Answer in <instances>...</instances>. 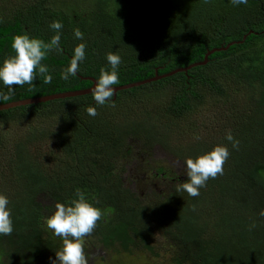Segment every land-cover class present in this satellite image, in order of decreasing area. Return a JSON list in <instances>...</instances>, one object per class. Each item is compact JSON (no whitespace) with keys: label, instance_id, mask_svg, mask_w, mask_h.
I'll return each instance as SVG.
<instances>
[{"label":"trees","instance_id":"1","mask_svg":"<svg viewBox=\"0 0 264 264\" xmlns=\"http://www.w3.org/2000/svg\"><path fill=\"white\" fill-rule=\"evenodd\" d=\"M17 2L0 0V62L15 54L11 45L17 35L50 41L55 35L50 24L56 20L64 25L63 53L50 51L42 61L51 83L37 72L32 85L14 86V95L0 105L91 89L89 78L97 82L101 69L111 70L109 52L121 56L119 83L113 87L206 61L120 90L104 105L90 93L0 111V193L10 201L14 227L11 235H0V264L3 258L7 264H50L63 241L46 227V217L57 202L76 199L77 190L102 210L84 239L89 264L96 247L152 254L157 236L178 249L174 264H264V0L239 6L231 0H32L20 7ZM77 28L83 41L74 37ZM79 43L86 44V58L66 81L61 73ZM0 90L7 91L2 85ZM242 93L254 108L226 106L235 109L226 117L229 122L221 115L214 120L225 123L223 131L195 120L210 95L229 105ZM155 97L158 104L142 119L123 115L112 121L116 109L133 111ZM90 106L96 107L95 117L88 114ZM183 123L192 128L191 137L181 136L187 131L179 127ZM121 124L127 127L121 130ZM16 125L28 129L9 138L2 128ZM130 126L135 131L125 133ZM228 132L238 147L225 139ZM129 137L184 161L217 145L227 146L230 156L223 174L210 178L196 197L181 190L185 171L171 193L144 198L123 183L124 170L116 169L129 157ZM46 141L47 154L40 152ZM152 170L162 182L175 180L164 167Z\"/></svg>","mask_w":264,"mask_h":264},{"label":"clouds","instance_id":"2","mask_svg":"<svg viewBox=\"0 0 264 264\" xmlns=\"http://www.w3.org/2000/svg\"><path fill=\"white\" fill-rule=\"evenodd\" d=\"M247 2L248 0H231L234 6L245 5ZM63 27L61 21H53L50 28L54 30L55 35L48 42L31 37L27 33L13 37L11 47L15 54L9 55L0 62V85L7 89L6 92L0 90V101L11 99L15 93L14 86L32 85L37 72L44 75L45 83H51L52 76L49 68L42 61L50 51H55L57 54L63 53L61 47ZM73 34L76 39L83 41L84 34L78 28ZM85 58L86 44L79 43L74 47L70 64L61 73V78L67 81L70 77H75ZM106 59L111 70L101 69L99 79L92 89L93 99L97 105L111 102L116 92L113 85L119 83L118 69L121 56L116 52H109ZM87 111L92 117L97 115L95 106H90ZM225 139L231 142L234 148L238 147L239 141L231 132L226 134ZM229 156L227 146L217 145L210 152L195 159H186L184 163L187 179L181 183V190L192 197L198 196L200 188L205 186L210 178L223 174L224 164ZM76 197L67 204L57 202L54 212L46 217V227L63 241L62 248L55 252V258H50V264H88L84 239L96 228L97 222L102 218V210L91 204L83 191L77 190ZM9 203L8 197L0 193V235L3 236L11 235L14 231ZM251 227L254 228L256 225L252 224Z\"/></svg>","mask_w":264,"mask_h":264},{"label":"rangeland","instance_id":"3","mask_svg":"<svg viewBox=\"0 0 264 264\" xmlns=\"http://www.w3.org/2000/svg\"><path fill=\"white\" fill-rule=\"evenodd\" d=\"M15 1H18L16 4H14L18 7H20L22 3L25 4L32 3L30 2L32 0H13V2ZM246 96L247 95L243 93L238 94L235 96V99L231 100L229 105H224L222 104L223 101H220V96L210 95L205 99L204 106L200 110L195 120L198 121L200 124L203 123L205 126L214 127V128L216 127L223 131V126H225V123H219L214 120L218 119L219 115H221L224 121L229 122V120L226 117L229 116L232 112H235V109L234 108L226 109L225 108L226 106H236V108L239 111L244 110L249 112L251 111V109L253 110L254 102L250 101V98ZM146 100H147L146 102L142 103L143 105L142 108L137 107L133 109V111L126 110L125 112V108L127 106L124 107L122 106L119 109H116L118 115L116 114H112V115L117 120H112V121L113 122L119 121L122 118L121 116L123 115H126L125 118L127 117L133 118V116H135L138 119H142L144 114H147L148 111L152 112L153 107H155L158 104L157 97ZM143 109H145V111ZM120 127H122L120 128L121 130H124V127L127 126L121 124ZM179 127L180 128L184 127L187 130V131L183 130L181 136H185V137L187 135L190 136L191 134L190 130L192 128H190L189 123L180 124ZM2 129L4 130V132L10 134L7 135L10 138L12 137L13 134H21L25 132L28 129V126L16 125V126H8L6 128L3 127ZM129 130L135 131V127L132 126L128 127L125 133H127ZM178 135L179 132L176 131V133L172 135V141H175ZM49 144H50L49 141L44 142L41 145L40 152L47 154L46 152H49V150L45 145L49 146ZM126 144L129 147L128 149L129 157L121 160L120 161L121 165L116 166V169L118 171L124 170L123 174L121 175L123 183L129 186V188H131V191H133V193H137V194L140 193L141 197L144 198H152L154 196H161L171 193L174 189V186L178 185L176 181L179 179V177H183L184 175L183 173L186 171V167L184 163L185 161L176 158L172 153L158 146L154 147L151 151L145 149L143 148L142 142L135 140V138L133 137H129L127 139ZM177 153L182 154L180 151ZM2 158L3 157L0 156V163L2 162ZM158 167H164L165 170H169L175 173V180L173 183L175 182L176 183L173 184L169 178L164 182H162V180H159L156 177H154L152 169ZM167 241H168L167 239H161L160 236H157L156 241L154 240L151 244L154 245V249H155L154 253L152 254H148L147 252L143 251V249H141L139 253H137L138 251H136L131 254L130 253L124 254L117 246L111 247L109 249L96 247L92 251L93 257L92 259H90V263L95 264V260H96L97 264L99 263L103 264L104 261L113 262V263H115L116 261L115 264H174L173 258L177 256L175 254L176 252H178V249L175 250L170 248L168 245L169 242ZM169 241H171V239H169ZM171 242L175 243L173 241ZM94 246H97L96 242L94 243ZM140 252H142L143 254H141ZM7 260H8L7 258L6 259L3 258L2 264H7ZM88 264H89V260H88Z\"/></svg>","mask_w":264,"mask_h":264},{"label":"water","instance_id":"4","mask_svg":"<svg viewBox=\"0 0 264 264\" xmlns=\"http://www.w3.org/2000/svg\"><path fill=\"white\" fill-rule=\"evenodd\" d=\"M211 53L212 52H209L208 55H210ZM205 61H206V57H205ZM205 61L202 64H194V65H192L186 69H177V70H174V71H172L168 74L162 75V76H158L156 73V76L154 78L147 79L145 81H141V82L125 85V86H120V87H114V88H116L115 94L120 90H129L132 88H136V87H140V86H144V85L156 82V81L161 80V79L168 78V77L173 76V75L178 74V73H184V72H186V71H188V70H190L196 66L205 64ZM88 80H90L94 83V85L91 89L78 91V92H72V93L68 92V93H63V94H58V95H52V96H46V97H41V98H34V99L12 102V103H8V104L0 105V111H5V110H9V109L17 108V107L28 106V105H36V104L46 103L48 101L55 100V99L61 100V99L66 98V97H75V96H79V95L90 94V93H92V89L94 88L96 81H94L91 78H89Z\"/></svg>","mask_w":264,"mask_h":264}]
</instances>
